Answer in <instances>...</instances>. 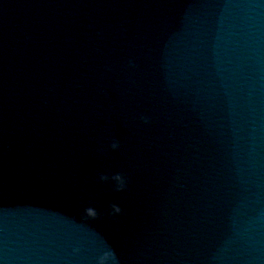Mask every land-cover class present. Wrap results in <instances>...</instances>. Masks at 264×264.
I'll return each mask as SVG.
<instances>
[{
    "label": "water",
    "instance_id": "1",
    "mask_svg": "<svg viewBox=\"0 0 264 264\" xmlns=\"http://www.w3.org/2000/svg\"><path fill=\"white\" fill-rule=\"evenodd\" d=\"M0 264H264V0H0Z\"/></svg>",
    "mask_w": 264,
    "mask_h": 264
},
{
    "label": "clouds",
    "instance_id": "2",
    "mask_svg": "<svg viewBox=\"0 0 264 264\" xmlns=\"http://www.w3.org/2000/svg\"><path fill=\"white\" fill-rule=\"evenodd\" d=\"M117 146H118V144L116 142H114L113 145H112L113 148H116Z\"/></svg>",
    "mask_w": 264,
    "mask_h": 264
}]
</instances>
